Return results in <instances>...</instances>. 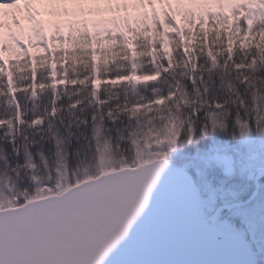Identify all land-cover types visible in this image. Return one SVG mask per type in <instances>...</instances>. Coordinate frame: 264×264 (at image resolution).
I'll return each instance as SVG.
<instances>
[{
  "label": "snow or ice",
  "instance_id": "6c2138e0",
  "mask_svg": "<svg viewBox=\"0 0 264 264\" xmlns=\"http://www.w3.org/2000/svg\"><path fill=\"white\" fill-rule=\"evenodd\" d=\"M21 39L30 42L31 35ZM18 58L13 46L0 59V74L4 60L10 67ZM132 79L158 81L159 73ZM8 85L22 125L10 71ZM96 103L90 120L64 124L60 116L66 129L91 128V136L82 135L86 148L70 151L53 131L60 113L53 105L27 126L43 131L47 124L54 151L33 153L27 138L13 148L17 156L22 150V161L0 151V264H264V98L249 108L206 85L189 94L177 81L166 95L155 89L143 102L106 112L105 101ZM121 116L126 125L106 128L105 119L115 125ZM4 126L15 145L12 118L0 119ZM176 185L195 205L199 228L142 236L157 190Z\"/></svg>",
  "mask_w": 264,
  "mask_h": 264
},
{
  "label": "trees",
  "instance_id": "16d2710c",
  "mask_svg": "<svg viewBox=\"0 0 264 264\" xmlns=\"http://www.w3.org/2000/svg\"><path fill=\"white\" fill-rule=\"evenodd\" d=\"M169 25L173 23L169 22ZM263 32L262 21L257 22L245 38L246 32L243 30L240 36H230L223 22L203 21L195 26H182L180 31L172 29L167 32L159 25L154 29H140L130 40L124 36L112 38L103 34L93 38L89 34L78 33L68 34L62 40H53L38 33L35 35L37 49L33 53L27 52L24 45H12L7 49L17 47L19 58L12 59L10 67L8 60H4L5 71L0 74V119L12 118L15 145L9 143L11 137L7 135V126L0 128V144L8 146L7 151H11L15 158L14 162L8 159L13 163L23 160L22 150L17 156L13 148L22 147L27 141L35 142L29 145L33 153L36 149L46 153L54 151V139L47 130V124L43 131L29 128L27 124L36 116L51 112L55 105L60 113L53 119V131L65 140L70 151L79 146L86 148L81 132L91 136V128L80 125L78 129L74 124L66 129L64 124L69 119L90 120L99 107L97 99L106 102V112L117 105L151 99L155 89L166 95L177 81L184 85L189 94L194 88L202 90L206 85L210 93L246 101V106L250 108L254 98H264V88L260 87V82L264 81ZM0 59H4V56ZM208 70L213 73L211 80ZM8 71L11 72L13 87L18 90L16 100L25 121L22 125L16 124V104L10 106L8 103L11 99ZM188 71L191 75H181ZM217 71L224 74L223 80L214 75ZM157 73L159 79L153 82L105 83L106 80L132 74L142 76ZM165 80L167 83H164ZM229 84L231 87H228ZM73 105L76 107L73 108ZM235 108L242 110L239 103ZM70 112L74 116L69 117ZM60 116L64 117V124ZM127 123L123 116L115 125L107 119L104 121L106 128L112 129ZM111 135L114 137L115 133ZM23 176L20 183L26 184L28 178L25 180Z\"/></svg>",
  "mask_w": 264,
  "mask_h": 264
},
{
  "label": "rangeland",
  "instance_id": "374dc122",
  "mask_svg": "<svg viewBox=\"0 0 264 264\" xmlns=\"http://www.w3.org/2000/svg\"><path fill=\"white\" fill-rule=\"evenodd\" d=\"M6 7L11 13L8 16L4 15ZM167 17L177 25L188 26L209 19L213 23L223 22L231 33L234 28L250 32L259 20L264 24V0H13L10 6L0 5V58L12 45H24L27 52L33 53L38 44L35 30L54 40L67 33L85 31L93 37L102 34L129 37L146 24L151 29L160 24L165 31H171ZM29 34L30 42L21 39ZM136 76L105 82L138 84L132 79Z\"/></svg>",
  "mask_w": 264,
  "mask_h": 264
},
{
  "label": "water",
  "instance_id": "95a60500",
  "mask_svg": "<svg viewBox=\"0 0 264 264\" xmlns=\"http://www.w3.org/2000/svg\"><path fill=\"white\" fill-rule=\"evenodd\" d=\"M199 228L197 209L187 201L178 185L169 189H158L153 199V207L142 222L141 234L150 237L157 234L183 233ZM134 234L136 229L133 230ZM209 247L211 241L209 240ZM224 256L225 253H216Z\"/></svg>",
  "mask_w": 264,
  "mask_h": 264
},
{
  "label": "clouds",
  "instance_id": "9594fccd",
  "mask_svg": "<svg viewBox=\"0 0 264 264\" xmlns=\"http://www.w3.org/2000/svg\"><path fill=\"white\" fill-rule=\"evenodd\" d=\"M210 72V75H209V80H211V75L213 74L211 72V70H208ZM181 75H191V72L188 71L187 73H182ZM214 75H217V76H220L221 77V80H223L225 78L224 74L220 71H217L214 73ZM164 83H167V81L165 80ZM182 86L184 87V85L182 84ZM260 87L261 88H264V81H261L260 82ZM69 115V114H68ZM77 128L79 129V126H77ZM81 135H84V132H81ZM2 139V138H0ZM17 142L19 143V137L17 138ZM7 145L6 144H0V151H2L3 153H5L9 158L10 160H12L14 162V157H13V154L11 151H7ZM39 149H36V151H38ZM50 159H52V157L50 156ZM5 170H7V168H5ZM28 178V174L25 173L24 176H23V179H27Z\"/></svg>",
  "mask_w": 264,
  "mask_h": 264
}]
</instances>
